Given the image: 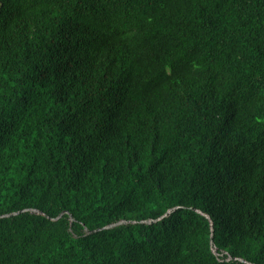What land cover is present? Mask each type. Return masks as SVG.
Wrapping results in <instances>:
<instances>
[{
    "label": "trees",
    "instance_id": "trees-1",
    "mask_svg": "<svg viewBox=\"0 0 264 264\" xmlns=\"http://www.w3.org/2000/svg\"><path fill=\"white\" fill-rule=\"evenodd\" d=\"M0 264H264V0H0Z\"/></svg>",
    "mask_w": 264,
    "mask_h": 264
},
{
    "label": "built area",
    "instance_id": "built-area-1",
    "mask_svg": "<svg viewBox=\"0 0 264 264\" xmlns=\"http://www.w3.org/2000/svg\"><path fill=\"white\" fill-rule=\"evenodd\" d=\"M213 252L215 253V255L217 257H220L221 256L220 258H223V255L218 254L217 251L214 248H213ZM228 261H230V259Z\"/></svg>",
    "mask_w": 264,
    "mask_h": 264
}]
</instances>
